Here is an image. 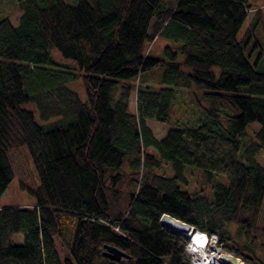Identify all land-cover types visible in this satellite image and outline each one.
<instances>
[{"label":"trees","instance_id":"1","mask_svg":"<svg viewBox=\"0 0 264 264\" xmlns=\"http://www.w3.org/2000/svg\"><path fill=\"white\" fill-rule=\"evenodd\" d=\"M12 1L17 23L0 18V196L20 148L35 185L20 184L32 208H0V264H190L185 237L162 228V215L215 234L244 264H264L261 9L238 38L247 0L0 8ZM163 37L179 44L150 57L147 45ZM51 50L71 65H57ZM155 71L153 84L133 83ZM76 79L84 98L69 87ZM147 121L170 128L157 139ZM104 245L127 257H103Z\"/></svg>","mask_w":264,"mask_h":264},{"label":"rangeland","instance_id":"2","mask_svg":"<svg viewBox=\"0 0 264 264\" xmlns=\"http://www.w3.org/2000/svg\"><path fill=\"white\" fill-rule=\"evenodd\" d=\"M247 1H248L247 4H250L252 9L248 11L247 19L242 25L240 31L238 32V35H237L238 38H241V36L249 28L247 24H249V21L251 20L256 8L261 9V13H262L261 29H262V33L264 34V0H247ZM66 2L72 3L73 0H66ZM3 15L5 16L7 15L8 17H10L11 23L13 24L17 23V18L19 16V13L17 12L15 8V2L12 1L7 6L5 5L4 7L0 8V18ZM177 44L179 43L174 42V40H172L171 38H166V37L158 38V39H155L153 43L147 45V54L150 57H153L154 59L155 58L164 59L165 56L163 55V49L166 46L173 47V46H176ZM50 56L52 60L57 65H60V66L64 64L71 65L72 63V61L70 60L67 61L66 59H63L61 55H59L55 50L50 51ZM155 74H156V71L154 73H148V72L142 73L140 76V79L136 80L133 83L134 84L139 83L140 85H143L146 79V82H148L149 84L150 83L153 84L154 82H156ZM69 87L72 90H74L80 96V98H84V91H83V88H82V85L79 79H76L73 83L69 85ZM135 104H136L135 103V93L133 92L129 99V107H128L129 108L128 110L131 113L135 111ZM146 124L150 128L154 137H156L157 139L163 138L164 135L166 134V131L169 130L170 128L169 125L157 123L154 121H147ZM252 129H255V127L252 126L251 129L247 131L248 137L251 136ZM148 152H151V150H148ZM10 160L13 166L14 176L12 180L10 181V183L8 184V186L6 187L3 194L0 196V208L6 207V206H18L22 208H32L34 206L33 197L25 193V191H23L20 187L21 183L23 185H27L31 187L35 185L34 174H33L34 171H32L29 157L27 156L24 149L20 148L10 153ZM157 172L160 174L163 173L165 175H170V171L167 168L165 169L163 167L157 170ZM186 176H187V182H188L189 187L192 188V186H194L196 188L197 187L196 185L198 183V177L196 173L192 172L191 175H186ZM227 229L230 232V234L233 235L235 231V226L233 225L228 226ZM21 240H22L21 236L13 237L14 243L21 242ZM54 241H55V247H56L58 256L60 260H63L65 257H67V253L62 248V246L60 245L57 239H54ZM223 254H227V255L235 257L231 253H228L224 250H223ZM235 258L240 260V262L244 264L240 258L238 257H235Z\"/></svg>","mask_w":264,"mask_h":264},{"label":"built area","instance_id":"3","mask_svg":"<svg viewBox=\"0 0 264 264\" xmlns=\"http://www.w3.org/2000/svg\"><path fill=\"white\" fill-rule=\"evenodd\" d=\"M187 242L185 249L189 255L190 264H221L220 257L224 254L222 244L219 243L215 234L208 236L202 232H195L187 239ZM208 257L212 258L211 262L208 261L209 263L206 262Z\"/></svg>","mask_w":264,"mask_h":264},{"label":"water","instance_id":"4","mask_svg":"<svg viewBox=\"0 0 264 264\" xmlns=\"http://www.w3.org/2000/svg\"><path fill=\"white\" fill-rule=\"evenodd\" d=\"M164 216L169 217L170 219H172V220H174V221H176V222H179V223L182 224L183 226L190 228L191 233H192V234H193V233L195 234V228H193L192 226H189V225H187V224H185V223L183 224V222H180L179 220H176V219H174V218H172V217H170V216H168V215H162V218H163ZM162 218H160V220H159V225H160L162 228H164V229H166V230H168V231H171V232H173V233H175V234H177V235H179V236H181V237H185L186 240L190 238V236H188V235H185V234H183V233H177V232H175V231H173V230L167 228L165 225H163V223H162ZM192 234H191V235H192ZM102 256H103V257H106V258H108V259H110V260H113V261H118L121 257H122V258H123V257H124V258L127 257L126 254L123 253V251H120V250H118L117 248L112 247V246H109V245H104V246H103ZM228 256H229L232 260H236L235 257L230 256V255H228ZM222 264H232V263H231L230 261H227V260H224V261L222 260Z\"/></svg>","mask_w":264,"mask_h":264},{"label":"bare ground","instance_id":"5","mask_svg":"<svg viewBox=\"0 0 264 264\" xmlns=\"http://www.w3.org/2000/svg\"><path fill=\"white\" fill-rule=\"evenodd\" d=\"M162 223L163 225H165L167 228L177 232V233H183L185 235L191 236V231L190 228L183 226L182 224H180L179 222H176L172 219H170L169 217L164 216L162 218ZM195 232L199 233L198 231L195 230ZM192 242H195L192 240ZM186 252V249H185ZM187 254V252H186ZM187 256L189 257V255L187 254ZM212 258L208 257L206 258V262L210 261ZM222 260H227L230 261L232 264H242L240 262V260L236 259V260H232L227 254L221 255L220 257V263L222 264ZM211 262V261H210ZM209 263V262H208Z\"/></svg>","mask_w":264,"mask_h":264}]
</instances>
